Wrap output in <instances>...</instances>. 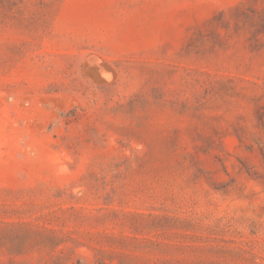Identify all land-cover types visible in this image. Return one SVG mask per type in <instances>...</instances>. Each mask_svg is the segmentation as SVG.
Wrapping results in <instances>:
<instances>
[{
  "label": "rangeland",
  "instance_id": "obj_1",
  "mask_svg": "<svg viewBox=\"0 0 264 264\" xmlns=\"http://www.w3.org/2000/svg\"><path fill=\"white\" fill-rule=\"evenodd\" d=\"M0 264H264V0H0Z\"/></svg>",
  "mask_w": 264,
  "mask_h": 264
}]
</instances>
